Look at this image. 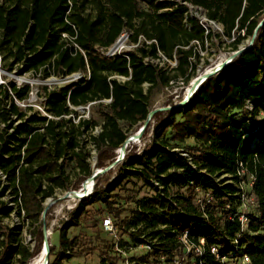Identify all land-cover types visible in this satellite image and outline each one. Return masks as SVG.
I'll return each mask as SVG.
<instances>
[{"label": "trees", "instance_id": "obj_1", "mask_svg": "<svg viewBox=\"0 0 264 264\" xmlns=\"http://www.w3.org/2000/svg\"><path fill=\"white\" fill-rule=\"evenodd\" d=\"M183 2L201 6L209 18L221 24L224 36L230 38L237 33L231 42L233 50L243 38L240 31L252 36L264 11V0H0V52L3 59L10 60L8 70L21 64L20 73L31 71L41 78L75 72L88 74L47 92L49 117L34 115L26 120L23 110L12 99L9 106L2 104V94L8 96L9 90L0 84V122L4 124L3 128L0 126V171L6 181L2 185L0 177V198L10 189L13 201L18 203V213H23L35 240L31 252L19 249L14 245L17 234L11 228L6 231L0 223V247L4 250L0 264H10L16 253L21 254L24 264L41 248L43 202L47 197L56 201L55 190L65 187L67 159H74L82 173L72 184L73 190L82 188L91 174L86 153L76 150V134L98 122L82 116L72 122L66 116L76 113L74 107L94 103L99 106L101 128L90 138L96 147L94 168H104L118 158L119 149L129 137L122 123L144 125L150 112L152 89L168 85L178 74L186 78L187 70L195 67L191 61L196 54L193 40L203 41L210 32L205 34L195 17L188 16L189 26H185L189 8ZM87 4H93L94 15L84 12ZM124 29L129 40L137 45L111 55L101 53L100 49L107 51ZM161 55L169 61L176 59V65L167 70L152 61ZM169 71L177 74L171 75ZM144 83L148 84L146 90ZM10 90L14 98L26 97L25 87L11 86ZM247 100L254 104L251 111L245 108ZM263 104L264 23L252 46L233 58L229 68L207 77L185 104L154 111L150 118L156 120L151 145L133 157L137 144H127L124 158L128 160L121 163L108 189L99 186L104 173L95 177L91 193L82 199L73 219L59 230V250L55 253V247L49 246V255L55 253L56 259L48 264H62L85 251L78 236H68L69 227L79 224L83 204L100 200L103 211L113 214L115 218L109 215L116 223L123 209L114 205L113 198L120 196L112 191L124 189L131 177L141 179L157 192L141 202L137 217L148 220V213L156 211L153 204L166 205L180 214L176 217L170 213V227L158 232L161 242L154 249L155 256L166 254L171 258L175 237L187 231L189 236L196 235L193 241L197 244L199 238H204L202 264H239L236 260L243 255L249 257L248 264H264V122L256 134L243 135L247 117L254 120ZM11 115L20 119L13 133L8 132L12 127ZM150 120L140 140L147 136ZM67 123L69 129L64 128ZM189 138L196 143L181 146ZM240 162L245 173L255 177L251 188L255 211L245 213L248 222L244 229L241 212L230 205L241 202L237 184L247 179L237 174ZM119 164L115 163L107 172ZM223 174H230L232 181L218 180ZM169 185L185 188L174 203L166 196ZM200 188L204 191L203 210L193 203ZM164 215L156 217L167 221ZM131 217L121 221L129 222ZM235 239V261L222 263L209 252L211 245L229 252ZM177 253L182 255V249ZM101 254L102 263L115 261L108 250ZM142 258L147 259L148 255Z\"/></svg>", "mask_w": 264, "mask_h": 264}, {"label": "rangeland", "instance_id": "obj_2", "mask_svg": "<svg viewBox=\"0 0 264 264\" xmlns=\"http://www.w3.org/2000/svg\"><path fill=\"white\" fill-rule=\"evenodd\" d=\"M141 6H143V4H141ZM84 12L94 15L95 11L93 4H87ZM192 14L194 15L195 12L192 11ZM188 16L190 17V15ZM262 16L263 13H260L259 19H261ZM185 26H189L188 20L185 21ZM127 34V29H124L118 37H121L120 44L117 47L118 51L132 49L137 45L136 43H133L129 40ZM237 35V33L232 34V37L229 38L224 36L221 30L212 28V31L206 38L203 39V41L199 40L198 43H195L196 54L191 58V61L195 67L192 69L189 68L187 70L188 76L185 78V76H181L180 74H178L176 77H173L169 81L168 85H157L152 89L149 110L151 111L156 108L173 106L181 102L185 98L186 90L194 77H197L198 75L203 73L205 69L207 70L211 66H214L220 60L230 56L235 51L231 46V42ZM240 36L243 38L240 40L238 47L245 45L250 39V36L245 34L244 30L240 31ZM141 39L143 38L141 37ZM100 50L101 53H106V51H103L104 49ZM9 61V59H3V54L0 52V84L5 86L9 90L8 96L2 94V104H6V106H9L10 99H12L13 102L23 110V120L32 118L34 115H46L49 117L50 114L47 112L46 104L47 92L54 88H59L75 82L80 77H88V74L86 72H75L66 76L50 75L46 78H41L38 74H35L31 71L20 73L22 68L21 64H16L11 70H8ZM152 61L167 70H170L171 67H174L176 65V59L167 61L166 59L162 58V56L161 58L152 59ZM224 68H229V66H226ZM169 73L171 75L177 74V72L174 71H169ZM11 86H16L17 88L25 87L27 91L26 97L24 99L14 98L13 92L10 90ZM143 86L145 90L148 88L147 83H144ZM3 90L4 89H2V92ZM74 109L76 110V113L73 112L70 115L66 116H70L72 122H77L80 116L84 118L92 117L98 122L91 129L84 131L82 134H76L77 140H79V145L76 150H82L86 153V160L89 163L91 176L93 171L96 169L94 168L96 162V147L90 136L92 134H97L101 128L102 121L99 115V106L97 103H94L92 105L87 104L77 106L74 107ZM177 119H180L179 115L177 116ZM10 121L12 122V127L8 129V132L13 133L15 132L14 126L20 122V119H17L15 115H11ZM150 122L151 125L147 136L142 140L137 138H134L132 140L137 144V147L133 148L135 152L133 157L139 155L152 143L153 128L156 124V120L151 119ZM0 126L1 128H3L4 124L0 122ZM69 127L70 123H67L64 128L69 129ZM122 127L128 132L129 136H132L135 132H137L135 130L139 129L138 125L129 126L128 124L124 123H122ZM168 136H170V134H168ZM195 143L196 141L194 138H189L184 143H182L181 146L194 145ZM126 152L127 150L125 149V153ZM125 160L128 159L123 157L119 161L120 164L118 166H114L109 172H104V179L99 185L101 189L109 188L111 180L115 179L121 163ZM64 171L66 174H68V181L64 188H57L55 190V196L57 200L54 201L52 197H47L43 202L44 207L49 205L47 209L48 213L45 214L44 218L42 217V220H44L47 225L48 242L49 245L55 247V253L57 250H59L60 228L68 221L73 219L72 215L81 205L82 199L87 196L86 192L84 193L86 194L84 195V197H76L73 194L66 195V193L73 190L72 184L82 174L74 159H67L65 161ZM242 176H246V178L248 179V175L246 173H243ZM0 177L2 185H6L5 177L3 176L1 171ZM218 180H223L225 182L232 181V176L230 174H223L221 177H219ZM245 183L246 185L244 189L248 193L250 185H248V181H245ZM86 186L90 191V188L92 186L91 180ZM182 192H185V188L175 185H169L168 194L166 196L172 203H174L177 194H180ZM112 193L119 194L120 198H113L114 205L123 209L120 218L116 219L117 236L115 237L113 234L105 232L101 226V220L104 215L110 214L114 218L115 216L108 211H103L104 204L100 200L89 204H83L82 208L84 209V211L77 219L79 224L69 227L68 236H78L81 246H84V248L86 249L80 256H75L64 260L62 264H102V251L108 250L110 253H112V246H114V241L116 240V238H120L121 241H123L122 246H136L130 254L140 260L141 257L144 256V254L147 252L142 247L143 244L148 243L152 246H157L161 242V234H159L158 232L165 227H170V222L168 219L170 213L172 214L173 212L172 209L168 208V206L166 205L162 206L160 204H153L152 208H154L156 211L148 213L150 215L148 220L137 217L136 213L137 210L142 208L141 202L143 200H148L149 198L156 196L157 192L153 188L144 184L141 179L131 177L128 179V181H126L124 189L117 188L113 190ZM130 196L131 198H129ZM203 196L204 191L200 188L195 194V199L193 201L194 205L202 210L205 205ZM250 197L247 201H241L240 203L233 202V205H230L235 206V210L237 212H254L255 201L254 199H250ZM149 211L150 210L148 209L147 212ZM18 212V203L13 201V195L10 194V189H8L6 190L5 195L0 198V223L6 231L11 228L17 234V242L14 243V245L18 246L19 249H25L28 252H31L35 248V240L31 235V227L27 220H23V213L19 215ZM163 213H165L164 217L167 221H162V218L158 219L156 217L157 214H161L163 217ZM128 216H133L131 217V220L129 222L121 221L122 218ZM178 216L180 215L177 213V217ZM246 226L247 225L245 224L244 228H246ZM194 237H196L195 234H193L192 236L188 235V238L191 242L194 240ZM183 245L181 236L175 237L172 245L173 247L171 249L172 254L177 255V250L180 248V246ZM190 246H192V243H190ZM42 250L43 248L41 246L39 251L34 256L29 258L24 264H31V262H33L34 259L41 254ZM3 252V248L0 247V261ZM55 253L48 256V262L55 261ZM166 257L169 258L168 255H166ZM20 258L21 254L16 253L11 257L10 264H23L21 262L22 259ZM43 261L44 256L42 263ZM232 261L235 260H230V262ZM236 261L239 260L237 259Z\"/></svg>", "mask_w": 264, "mask_h": 264}, {"label": "built area", "instance_id": "obj_3", "mask_svg": "<svg viewBox=\"0 0 264 264\" xmlns=\"http://www.w3.org/2000/svg\"><path fill=\"white\" fill-rule=\"evenodd\" d=\"M183 3L186 4L189 8L188 13L185 16L184 21H186L188 18V15H190V17H195L198 20L199 24L205 29V34L211 32L212 28H217L223 32L221 24L219 22L209 18L206 15L205 10L201 6L194 5V4H191L189 2H183ZM192 11L195 12L194 15L192 14ZM262 13H263L262 18H263L264 17V11ZM257 32L255 34V38H256ZM205 38H206V36H205ZM250 38H251V36H250ZM249 40L245 45L238 47L236 50H238L241 47L246 46L249 43ZM198 42H199V40H193V44L198 43ZM195 46H196V44H195ZM115 52H120V51H118L117 49L115 51H111L110 49H108V51H106V54L111 55V54H114ZM161 56H162V58L166 59L163 55H161ZM166 60L169 61L168 59H166ZM232 62H233V59L230 58V56H228V57H225L222 60H220L214 66H211L209 69L210 70L216 69L217 70L216 73H218L224 67L229 66ZM221 63H224V67H220ZM204 72H206V70ZM203 73H201V74H203ZM253 106H254L253 102H250L249 100L246 101V105H245L246 109L251 111V110H253ZM261 122H264V104H263V107H260L259 113L254 120L249 116L247 117V119H246L247 126L245 129L246 131L244 132L243 135H246L248 132L256 134L258 132V128H259ZM181 154L184 156H187L186 152H182ZM243 173H245V168L243 166V163L240 162L238 164V167H237V174L242 178ZM254 179H255L254 175L249 174L248 179H242L237 184V188H238L237 194H238V196L242 202H244L245 200L247 201L250 196H251L250 199H253V196L251 193V188H252V184L254 182ZM245 181H248V185H250L248 193L244 189L245 185H246ZM226 182H230V181H226ZM155 184L158 185L159 187H161L158 182H155ZM92 189L93 188H91L90 191H87L86 194L87 195L90 194ZM86 194H84V195H86ZM173 215L177 217V214L175 212H173ZM239 218H240V221L242 224V228L244 229V225L245 224L247 225V222H248L247 216L245 215V213H241ZM101 226L105 232H107L109 234H113L115 237L117 236V225H116L114 219L112 218V216H110L109 214H106L102 217ZM180 236L182 239V244H184L183 246H180V249H182V255H180L178 253H177V255L173 254L171 258H167L166 254H161L159 256H155L153 254L154 249L159 248V246H152V245L146 243V244H143L142 247L147 251L144 254V256L148 255V258L143 259L142 258L143 256H142L141 260L137 259L135 256H132L130 254L131 251H133L136 246H122L123 241H121L120 238H116V240L114 241V246H112V253H111L112 256H114L115 261L110 262V261L106 260L105 263H102V264H202L201 256L203 255V252H204V249L202 246L204 244V238L203 237L200 238V240H199L200 242H199V244H197L193 241L192 242L190 241V239L188 238V232L187 231H185ZM182 236H183V238H182ZM190 243H192V246H190ZM234 244H235V246H232L233 250H231L229 252L222 251L221 247L216 246V245L209 246V252L214 255L216 260H218L222 263H225L226 260H228V259L229 260H232V259L236 260L237 259L236 251L238 248L236 239L234 240ZM249 261H250L249 257L247 255H243L242 258L239 259V264H248ZM47 264H48V262H47Z\"/></svg>", "mask_w": 264, "mask_h": 264}, {"label": "water", "instance_id": "obj_4", "mask_svg": "<svg viewBox=\"0 0 264 264\" xmlns=\"http://www.w3.org/2000/svg\"><path fill=\"white\" fill-rule=\"evenodd\" d=\"M264 23V17L260 20L259 24L257 25V27L255 28L254 30V33L253 35L251 36L250 40H249V43L244 46V47H241L239 48L238 50L234 51L231 55H230V58H235L236 56H238L240 53H242L243 51L249 49L254 40H255V34L256 32L258 31L259 27ZM120 40H121V37L118 38L114 44L111 46L110 50L111 51H115L117 49V47L119 46L120 44ZM220 67H224V63H221L220 64ZM217 72L216 69H213V70H209V71H206L204 72L203 74L199 75L196 77V80L194 81V83H191L189 88H187L186 90V94H185V98L179 102L178 104H175L173 106H166V107H163V108H156V109H153L151 110L149 113H148V116H147V119L144 123L143 126L139 127V129L137 130V132H135L132 136H129L125 142L123 143L122 147L119 149V155H118V158L110 165L104 167V168H98V169H95L92 173L91 176H89L88 179H86L83 184H82V188L78 189V190H72L71 192H68L66 193V195H70V194H73L74 196L76 197H84V193L87 192L86 190V181L87 180H91L92 181V186L91 188H93L94 186V180H95V177L98 175V174H101V173H104L105 171H107L108 169H110L115 163L119 162L123 157H124V154H125V149L127 147V144L132 141L134 138H137L139 139L140 136H141V133L145 127V125L147 124V122L150 120L152 114L154 113V111L158 110V109H163V110H172V109H175V108H180L183 104H185L189 98L194 94V92L199 88V86L204 82V80L209 77V76H212L214 75L215 73ZM84 190V192H83ZM86 190V191H85ZM81 191H82V194H81ZM49 205L44 207L43 209V212H42V217L44 218L45 217V214L47 212V209H48ZM49 242H48V230H47V225L45 223V221L43 220V243H42V248L44 249V261L42 264H47L48 262V256H49Z\"/></svg>", "mask_w": 264, "mask_h": 264}, {"label": "bare ground", "instance_id": "obj_5", "mask_svg": "<svg viewBox=\"0 0 264 264\" xmlns=\"http://www.w3.org/2000/svg\"><path fill=\"white\" fill-rule=\"evenodd\" d=\"M205 70H206V69H205ZM209 70H210V69L208 68L206 71H209ZM195 80H196V77H194V78L191 80L190 84H191V83H194ZM189 86H190V85H189ZM189 86H188V88H189ZM89 181H90V179L86 182V185H88V182H89ZM91 183H92V181H91ZM92 184H93V183H92ZM86 190L89 191V189L87 188V186H86ZM90 190H91V188H90ZM43 256H44V249L42 250L41 254L38 255V257H36V258L34 259L33 262H31V264H42Z\"/></svg>", "mask_w": 264, "mask_h": 264}]
</instances>
